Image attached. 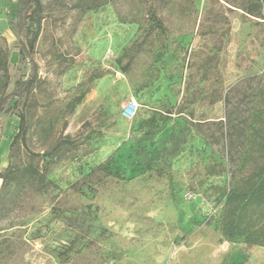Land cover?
Instances as JSON below:
<instances>
[{"label": "rangeland", "instance_id": "1", "mask_svg": "<svg viewBox=\"0 0 264 264\" xmlns=\"http://www.w3.org/2000/svg\"><path fill=\"white\" fill-rule=\"evenodd\" d=\"M40 1L36 80L0 114V172L22 113L15 162L45 179L0 204V264H264L263 247L218 224L226 115L264 98V0H160L157 28L149 0ZM15 23L0 0V97L32 71L19 53L32 27Z\"/></svg>", "mask_w": 264, "mask_h": 264}, {"label": "trees", "instance_id": "2", "mask_svg": "<svg viewBox=\"0 0 264 264\" xmlns=\"http://www.w3.org/2000/svg\"><path fill=\"white\" fill-rule=\"evenodd\" d=\"M159 1L149 0L146 7V15L155 28L160 26L154 5ZM104 4L105 2L92 1L91 4L85 5V8L95 10ZM13 9L17 33L25 32L26 26L32 27L29 41L19 42V53L29 59L32 71L8 94L0 97V114L8 102L22 98L24 94L33 90L36 80L32 51L40 31L42 4L40 0H13ZM248 14L253 15L251 12ZM260 81L261 90H264V70ZM260 104L262 105L260 109L252 112L251 109L248 116L241 121L236 119L239 115L237 109L234 111L232 109L226 115L224 123L226 129L222 131L221 138L228 164L234 170L230 172L231 186L221 198L222 208L218 224L225 238H241L248 247L264 248V98ZM17 116L19 119L18 132L9 145V162L0 172V204L8 200L6 199L7 192L18 189L25 183H43L45 179L43 172L36 167L32 165L21 167L15 162L17 153L20 151V139L25 137L27 130L25 116L22 113ZM222 122L219 121L223 124ZM169 140L171 147L165 148L162 155L166 158H173L178 152L179 143L174 133L169 135ZM48 158V154L43 157L44 160ZM237 167H239L238 170ZM241 171L245 174L237 176Z\"/></svg>", "mask_w": 264, "mask_h": 264}, {"label": "built area", "instance_id": "3", "mask_svg": "<svg viewBox=\"0 0 264 264\" xmlns=\"http://www.w3.org/2000/svg\"><path fill=\"white\" fill-rule=\"evenodd\" d=\"M136 111V103L134 101H131L126 108L123 109L122 115L126 119H131Z\"/></svg>", "mask_w": 264, "mask_h": 264}]
</instances>
